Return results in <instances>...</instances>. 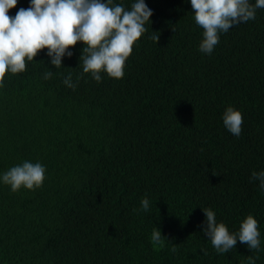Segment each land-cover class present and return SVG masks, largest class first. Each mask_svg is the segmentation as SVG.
I'll return each mask as SVG.
<instances>
[{
  "label": "trees",
  "instance_id": "16d2710c",
  "mask_svg": "<svg viewBox=\"0 0 264 264\" xmlns=\"http://www.w3.org/2000/svg\"><path fill=\"white\" fill-rule=\"evenodd\" d=\"M144 2L153 15L123 78L83 73V42L59 69L43 49L25 72L6 74L0 264H264V189L251 180L264 171V8L221 33L208 55L190 0ZM29 5L18 0L8 14ZM69 74L75 90L63 83ZM229 106L243 116L239 137L223 123ZM25 161L42 164L45 180L13 192L2 176ZM209 208L230 233L252 215L259 250L237 240L217 253L202 231ZM156 228L165 238L154 247Z\"/></svg>",
  "mask_w": 264,
  "mask_h": 264
},
{
  "label": "clouds",
  "instance_id": "9594fccd",
  "mask_svg": "<svg viewBox=\"0 0 264 264\" xmlns=\"http://www.w3.org/2000/svg\"><path fill=\"white\" fill-rule=\"evenodd\" d=\"M18 0H0V87L7 73L17 74L26 71V61L31 62L38 53L47 49L50 63L59 69L62 58L73 55L70 48L83 42V73H90L99 83L101 73L121 79L124 76L126 60L133 51V45L147 32L145 25L153 15L144 0H135L130 9L113 0H30L28 8H19L15 16L9 10L17 6ZM194 10L195 23L203 29V39L199 51L208 55L219 43L220 34L226 33L240 23L255 20L256 9L264 8V0H190ZM156 33V32H153ZM159 42V35L150 37ZM53 72L44 73L50 79ZM63 83L76 89L77 83L69 74ZM223 123L236 137L242 132L243 116L239 110L229 106L223 114ZM45 167L40 163L23 162L3 174V183L10 185L13 192L22 186L28 190L39 188L45 180ZM251 180L258 181L264 189V171L253 172ZM150 201L141 200L140 211H149ZM134 211H137L134 209ZM205 226L202 231L219 254L228 253L235 248L237 240L251 251L260 248L258 221L248 215L240 224L238 232L230 233L227 226L217 222L212 209H202ZM161 230L156 228L151 235L154 247L162 246ZM176 252V247L171 249ZM205 255L207 251L201 249ZM249 264L255 258L249 256Z\"/></svg>",
  "mask_w": 264,
  "mask_h": 264
}]
</instances>
